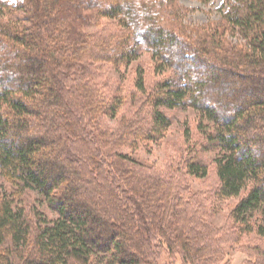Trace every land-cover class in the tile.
I'll return each instance as SVG.
<instances>
[{"label":"trees","instance_id":"trees-1","mask_svg":"<svg viewBox=\"0 0 264 264\" xmlns=\"http://www.w3.org/2000/svg\"><path fill=\"white\" fill-rule=\"evenodd\" d=\"M224 5L220 20L189 26L175 0H0V264H152L157 235L207 264L213 230L192 223L175 173L103 152L160 141L171 126L163 107L212 123L218 196L240 197L237 230L264 236V0ZM102 18L119 28L86 30ZM142 50L174 73L145 97L147 115L139 107L112 128L104 120L122 101L102 92L99 64L129 66ZM136 86L145 92L143 71ZM187 168L208 175L198 161ZM28 190L53 219L18 202ZM255 251L248 264H264Z\"/></svg>","mask_w":264,"mask_h":264},{"label":"rangeland","instance_id":"rangeland-1","mask_svg":"<svg viewBox=\"0 0 264 264\" xmlns=\"http://www.w3.org/2000/svg\"><path fill=\"white\" fill-rule=\"evenodd\" d=\"M8 1L13 6L21 2V0ZM175 2L179 5V15L182 17V21L189 26L204 25L220 20L227 10L224 0H175ZM93 23L86 28L87 31H98L103 25H108L110 31L119 28H117L118 20L115 19L102 18L97 22L93 21ZM95 23H99L100 26ZM99 65L97 79L102 92L108 96L114 94L115 99L122 101L115 118L107 117L104 120L105 124L111 127H117L122 117H135L133 114L139 107L136 115L138 117L147 115L152 108L150 102L144 100L145 97L174 73V70L167 67L161 70L159 67V72L156 71L158 63H155L151 52L146 50H142L140 57L129 66L116 68L109 63H100ZM192 69L197 70L198 68L193 66ZM142 71L145 79L144 93L139 91L136 86L137 77ZM161 109L170 117L171 126L160 141L138 143L130 147L103 148L104 154L110 158L113 157V153H122L158 170L161 175H164L167 169L174 172L180 184V195L188 201L190 213L194 216L192 223L195 221L200 227H208L213 230L212 241L206 250V254H212L206 256L207 264H248L249 260L254 258L251 255L256 253L255 249L264 248V236H260L256 232L240 233L237 230V225L234 224L231 217V211L240 197L223 199L218 196L220 180L217 175L215 158L219 151L205 137V133L213 129L212 123L204 119L203 125L199 126L201 117L193 108L169 109L163 107ZM189 161H198L207 165L208 175L198 177L188 173L187 163ZM109 163L111 164V162ZM4 182L0 178V185ZM5 184L7 185V183ZM11 187L7 186V191L10 194ZM248 190L249 187L242 195L246 194ZM17 200L19 203L22 202L27 210L36 209L48 220L56 216L44 197L36 190L26 191ZM197 225L196 229H199ZM189 227L195 229L194 225L190 224ZM155 240L158 243L156 252L150 258L152 264H194L190 260L184 259L178 245H174V248L170 249L158 235ZM154 244L152 245L154 246Z\"/></svg>","mask_w":264,"mask_h":264}]
</instances>
